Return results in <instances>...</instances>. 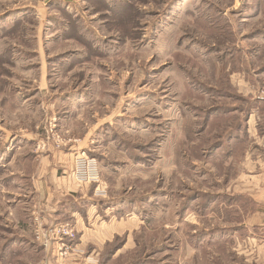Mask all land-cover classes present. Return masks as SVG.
Listing matches in <instances>:
<instances>
[{
	"label": "rangeland",
	"instance_id": "rangeland-1",
	"mask_svg": "<svg viewBox=\"0 0 264 264\" xmlns=\"http://www.w3.org/2000/svg\"><path fill=\"white\" fill-rule=\"evenodd\" d=\"M73 254L264 264V0H0V264Z\"/></svg>",
	"mask_w": 264,
	"mask_h": 264
},
{
	"label": "crops",
	"instance_id": "crops-1",
	"mask_svg": "<svg viewBox=\"0 0 264 264\" xmlns=\"http://www.w3.org/2000/svg\"><path fill=\"white\" fill-rule=\"evenodd\" d=\"M51 253H52V251H51ZM54 253H56V251H54ZM87 260H88L87 258H85V260H84V258H81V255L73 254V255H71V258L68 260V264H88L86 262ZM55 261L58 262V261H60V259H56ZM47 263L50 264L49 259L47 260Z\"/></svg>",
	"mask_w": 264,
	"mask_h": 264
},
{
	"label": "built area",
	"instance_id": "built-area-1",
	"mask_svg": "<svg viewBox=\"0 0 264 264\" xmlns=\"http://www.w3.org/2000/svg\"><path fill=\"white\" fill-rule=\"evenodd\" d=\"M59 232L62 233V234H64V235H66V236H68V237H74V232L73 231H69V229H62V230H59ZM48 233L49 232H47V234ZM60 253H61V256H64V255H66L68 253V250L67 249L62 250V252H60Z\"/></svg>",
	"mask_w": 264,
	"mask_h": 264
}]
</instances>
